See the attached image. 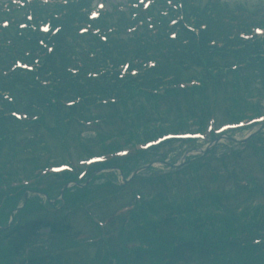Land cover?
Returning <instances> with one entry per match:
<instances>
[{
    "label": "rangeland",
    "instance_id": "rangeland-1",
    "mask_svg": "<svg viewBox=\"0 0 264 264\" xmlns=\"http://www.w3.org/2000/svg\"><path fill=\"white\" fill-rule=\"evenodd\" d=\"M227 3L229 5H231L232 8H234L236 6L237 7H254L256 5H259V0H228ZM230 9V8H229ZM234 11V10H231ZM252 88L254 89V87L252 86ZM207 91H208V95H209V103L206 104L207 107L211 110V111H215L216 113V119H217V124L221 125V124H225L228 122L232 121V118L227 116V111H228V107H229V102H228V98L227 97V90H228V86H224V85H220L217 84L216 88L211 87V84H209V86H207ZM218 89V90H216ZM213 90H216L215 93H213ZM245 91L241 92V95H244ZM198 95L194 94V95H190L188 96V98H182V99H176V100H172L171 102H168V104H163V105H158L161 106V110L163 111L166 109V106L171 107L172 109L169 110V114L165 117H163L164 121H168V122H173L174 119L177 120L179 117H185V116H191V114H186L185 112L187 110L192 111V107H195L196 105L199 104L200 100L197 99ZM173 102L177 103L178 105H173ZM173 106V107H172ZM139 106H136L135 108H137ZM141 107L143 109H145L146 112V117L147 119H152L154 115L153 111V106L152 108L148 105H145L144 102H141ZM140 107V108H141ZM167 107V108H168ZM203 106H198V108H195L194 112H190V113H194L195 116H202V114H206V112L208 113V111L206 112H202L201 108ZM130 108H134L133 106H130ZM168 110V109H167ZM116 119L114 118L112 122L106 123V124H101L98 128L97 127H90L91 129H88L86 131H83L81 136L84 137V139L86 138L89 142L87 143V147L82 149L79 145H77V142L74 141V144H69V147L72 148V157L79 159V158H87L89 155H98L101 152H108L104 150V147H102L100 144L102 143V140H104L105 137H110V136H118L119 132L124 130V123L123 122H116ZM206 124V123H205ZM204 124V125H205ZM197 127H190V130L195 131ZM98 132H102L103 136L106 135L102 140L101 137H96V135ZM123 134V133H122ZM125 135V134H124ZM122 136L120 139L119 144L130 148L131 145L126 144V142L128 141L127 138L125 136ZM246 135L245 132H239L237 134H234L235 139H241ZM25 138H28V136H24ZM42 137V136H41ZM40 137V138H41ZM107 139V138H106ZM129 139L132 141H136V142H141L142 138H137L134 136L129 137ZM42 140V138H41ZM48 141V139L46 138L45 141ZM55 140H49L47 142V147L50 146L51 144H54ZM98 142H100V144H98ZM117 142L112 141L111 145H116ZM177 143L175 144H171V145H164L162 148L155 150L154 151V155H151L145 159H143L142 161L137 162L136 164H133L132 166L130 165L129 167L125 168L124 171H126V173L129 172H133V170H135V168H142L144 164V161H148V163H154V162H158V161H167V164H171V163H176L178 161L179 158H181V150L177 149ZM26 148L30 149L29 151L33 150L31 147L27 146L26 143ZM91 151L88 152V151ZM48 151V150H47ZM54 151V149H53ZM51 151V152H53ZM49 152H45V150H41L38 149L35 152H25V153H20L19 150L16 153L17 156L14 157V161L16 162L15 164V169L14 171H17L18 175L16 177V179L21 178V176L19 175H26L25 178H31L33 181L37 182V175L38 173L41 171L42 168L46 167L47 162H52V163H60V162H64L62 159H56V155L55 153H51ZM252 151L246 152L244 155V157H241L239 160H236L234 163L236 164V166H238L241 169H243V171H247V172H252L250 169L252 168H256V163L253 162L251 164H247L246 161V156H251ZM264 154V152H263ZM165 155H167V158L162 159L165 157ZM172 155H176L175 157L173 156V158L171 157ZM194 155V154H193ZM134 156H136L135 154H132V156L130 157L131 159H129L128 161H132ZM47 157V158H46ZM47 159V160H46ZM162 159V160H160ZM185 159V158H184ZM184 159L182 161H184ZM171 160V161H170ZM127 161V160H124ZM171 162V163H170ZM172 164V165H173ZM247 164V165H246ZM156 168L159 169V172L161 173H166L169 169V167H166V165H159L158 163L155 164ZM247 166L246 169L244 168V166ZM212 168H214L215 170H219L221 169V163H212L211 164ZM257 171V170H254ZM31 172V173H30ZM92 172V171H90ZM258 172V171H257ZM5 174V173H4ZM3 174V175H4ZM151 175V176H156V171H152L150 173H147L146 175ZM240 172H236L235 175L240 178L241 175ZM190 176L189 174H184V175H180L179 178L182 179L185 176ZM45 178V177H44ZM44 178H40L37 182V184L35 185L37 187V191L40 192H46L48 193V191H50V200L51 203L49 204V206L47 205L46 202H44V200L41 198L42 196H40L39 194H29V196H33L30 203H32L27 210L25 209H21V210H14L15 204L18 206L17 202L15 204H12V202L7 203L6 209H4L1 213H0V218H3V221L0 223L1 226L6 227V225L9 223V221L14 220V218H17L19 220H32L35 219L36 217L40 216V215H56L58 217L63 215V211L68 207V204L66 203V201L63 199L62 202H60L59 199V193H60V188L62 186V182H59L57 179H53V178H47L44 180ZM122 177H120V175L118 176V174H109V173H101V174H96L90 184L85 188L88 189L87 193L85 194L87 197V204L93 205L94 203L91 200H101V196L102 194H111L113 192L116 191V189L121 190L123 189V191H121V194L119 195L118 199L120 200V202H118L117 204L113 205V208L111 209L112 211H110V214L107 215V217H109L112 213H114V211H117L118 208L124 206V203H127L129 200L125 199V197L134 192V190L137 189H142V190H146V193L144 195H150L152 192L156 193L157 190V186H159V190L161 191L162 195L166 198H168L169 200L174 199L175 196H173V193L171 192L170 188L167 186H164V181H159L158 183H155L154 188L149 187V185H143L142 181H139L137 183H135L133 188H127V187H123L120 188L119 182L120 179ZM14 179V181L16 180ZM49 179H53L50 181H47ZM88 180V178H86ZM9 181V180H8ZM58 181V182H57ZM86 182V181H85ZM84 182V183H85ZM92 183V185H91ZM91 185V187H90ZM106 187V188H104ZM262 186L260 187V191L259 190V185L256 187L254 186L253 189H241L239 188L238 185H236L235 187H231V189H225L223 190V188H221L220 192L222 194H227V196L231 197L232 195H235L232 193V189H235L239 196L241 198H238L235 202H242L243 199H246L248 197H253L254 194H256V192L258 194L261 195L262 199L264 200V192L263 190H261ZM97 189H101V190H97ZM110 195H105V197H108ZM103 197V198H105ZM148 199H151L150 197ZM85 202V203H86ZM142 202H138L136 204V208H138L137 210H135V212L131 213V214H127L124 215V217H120V218H114V222H111L108 226L100 228L99 230L95 231V235L93 236V238H96L95 243H93V245L91 244H85V242H83V245L80 247L75 248V252H79L81 255L85 254L88 255V253L92 254L93 257L95 255H97L99 252L98 250L101 248L102 251L104 252L106 250V252L108 251L109 253H118L121 257L124 256L123 250L121 248V245L125 248L128 249L130 246L135 245L132 244L134 243V241H132L130 238H128L126 240V242L124 241V235L127 234V226L126 223H130L132 224L135 228H139V224L140 223H146V221L148 219H145L146 216L149 217V215L153 214L155 216H157L159 214L158 211L161 210V208L159 207V205L156 204H152L149 205L147 208V211L145 209H143V207H140ZM83 204V203H81ZM231 204V203H229ZM79 206V205H78ZM140 207V208H139ZM73 208V209H72ZM68 209H72V212H74V218L75 221L72 220L71 224L72 227L74 228V230L78 233L84 231L87 232L88 231V224L85 221L84 217L82 216V213L79 214L80 212H78V209L76 206L74 207H70ZM25 210V211H24ZM255 210V209H254ZM92 211L94 212V217L97 219L99 218L100 220H103V217H105V215H102L101 212L99 211V208L94 206L92 208ZM264 211V210H263ZM71 213V211H70ZM135 214V215H132ZM69 217H67L66 219H68ZM111 225V226H110ZM90 233V232H88ZM92 238V239H93ZM101 240V241H100ZM100 241V242H99ZM105 252V253H106ZM102 254V253H101ZM70 255V254H69ZM103 255V254H102ZM89 256V255H88ZM124 258V257H123ZM67 259V257H66Z\"/></svg>",
    "mask_w": 264,
    "mask_h": 264
},
{
    "label": "trees",
    "instance_id": "trees-1",
    "mask_svg": "<svg viewBox=\"0 0 264 264\" xmlns=\"http://www.w3.org/2000/svg\"><path fill=\"white\" fill-rule=\"evenodd\" d=\"M185 5H186V10H189V6H190V0H184ZM68 37H70V39H68ZM54 40H56L58 42V50L55 54H53L52 57L48 58V64L47 67L45 68L48 69L50 67H55V73L59 74V71L64 67L63 66V60L67 59L68 57L71 56H76V59H78L79 56L81 55H85L89 52H92L93 49H87V50H75V46L74 44L78 41L77 36L74 33H67V32H63L61 35H59L57 38H55ZM260 47V45H258ZM257 48L255 47L254 49H248L246 51L247 53L250 54H255L256 52L254 50H256ZM259 54V53H258ZM1 55H3L2 53H0V57ZM118 55H116L117 57ZM66 64H71V62H68ZM65 64V65H66ZM97 66V64L95 65ZM175 70H173L174 72H178L181 74V77H183L182 71L180 68H176V67H172ZM44 73V71H43ZM35 74H28V73H16V80L20 81L21 79H23L24 81L28 82L29 84H32V82L35 80ZM152 77V76H151ZM151 77H149L148 79H150V82H153L154 80L151 79ZM238 75H234V79L237 80ZM150 82L145 81L141 86H143L144 88H151L153 86V83L150 84ZM13 85V95L16 97V101L14 104L10 105V104H5V109L7 111L12 110V108L14 110H20L23 109V107L26 108V110H30L33 111L34 108L33 106H36L37 103L33 102L30 98V93L27 91L26 86L20 85V84H12ZM103 86H105L104 90H102V95L103 97H107L109 93L114 94L112 96H119V94H121L124 98L127 97V95L130 97L135 96L136 95V91L137 90V86L133 85L132 83H129L127 85H124L122 87L120 86H116L112 83H103ZM69 88V86H67ZM139 87V86H138ZM74 89V88H73ZM72 89V90H73ZM204 91H200V95L203 93ZM29 93V94H28ZM75 93H78L77 91ZM187 96V95H185ZM30 100H29V99ZM55 98H58V96ZM151 99H147V102L149 104H151L152 102L156 101V100H152ZM46 103L49 105L50 109L53 110L56 107H58V105L56 104V101L54 103H52L51 100H47ZM49 116L53 117V113H48ZM56 116H58L59 119H61V115L59 114V111L56 112ZM37 125L35 124L34 126L30 127L33 130L36 129ZM25 127L27 126H22L19 124V122L15 119V118H8L5 117L2 113L0 115V136L3 134V132H7L8 130L11 131V133H18L20 131H24ZM1 150V149H0ZM2 156V152H0V157Z\"/></svg>",
    "mask_w": 264,
    "mask_h": 264
},
{
    "label": "snow or ice",
    "instance_id": "snow-or-ice-1",
    "mask_svg": "<svg viewBox=\"0 0 264 264\" xmlns=\"http://www.w3.org/2000/svg\"><path fill=\"white\" fill-rule=\"evenodd\" d=\"M47 29H45V31H46Z\"/></svg>",
    "mask_w": 264,
    "mask_h": 264
}]
</instances>
